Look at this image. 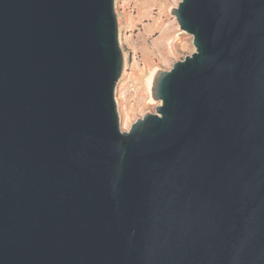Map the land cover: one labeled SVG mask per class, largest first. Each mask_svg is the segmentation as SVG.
Returning <instances> with one entry per match:
<instances>
[{
	"label": "water",
	"instance_id": "1",
	"mask_svg": "<svg viewBox=\"0 0 264 264\" xmlns=\"http://www.w3.org/2000/svg\"><path fill=\"white\" fill-rule=\"evenodd\" d=\"M172 15L124 131L116 0H0V264H264V0Z\"/></svg>",
	"mask_w": 264,
	"mask_h": 264
},
{
	"label": "rangeland",
	"instance_id": "2",
	"mask_svg": "<svg viewBox=\"0 0 264 264\" xmlns=\"http://www.w3.org/2000/svg\"><path fill=\"white\" fill-rule=\"evenodd\" d=\"M181 1L116 0L121 46L126 58L117 89L124 131H129L147 114L156 113L160 105L152 98L156 72L169 71L175 63L196 52L193 37L181 30L172 15V9Z\"/></svg>",
	"mask_w": 264,
	"mask_h": 264
},
{
	"label": "bare ground",
	"instance_id": "3",
	"mask_svg": "<svg viewBox=\"0 0 264 264\" xmlns=\"http://www.w3.org/2000/svg\"><path fill=\"white\" fill-rule=\"evenodd\" d=\"M151 81H152V80H151ZM151 81H150V82H151Z\"/></svg>",
	"mask_w": 264,
	"mask_h": 264
}]
</instances>
